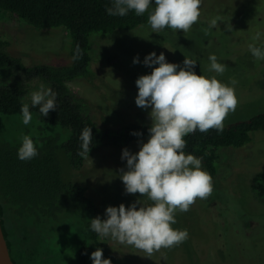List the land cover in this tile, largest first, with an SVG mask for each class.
Instances as JSON below:
<instances>
[{
  "label": "rangeland",
  "instance_id": "374dc122",
  "mask_svg": "<svg viewBox=\"0 0 264 264\" xmlns=\"http://www.w3.org/2000/svg\"><path fill=\"white\" fill-rule=\"evenodd\" d=\"M154 5V0H152ZM222 17L218 26L208 35L202 29L209 21ZM225 23L231 24L229 31ZM148 23H140L129 29H116L111 33L92 32L89 78L76 77L67 82L75 92L88 102L91 118L101 128H120L130 122L151 123L150 107L142 109L135 103L138 88L136 79L150 74L152 67L143 61L147 54L163 53L166 62L183 67L185 57L196 61L193 71L197 75L216 77L222 83L234 87L237 98L235 111L224 122L249 117L264 110V60H256L248 49L257 31L261 39L256 46L264 47V0H201L200 18L190 31L173 32L164 29L151 32ZM0 39L4 48L18 56L26 65H65L71 62L72 40L64 26L36 28L9 11L0 10ZM210 54H215L226 71L219 75L209 70ZM138 57L139 63H133ZM179 70V69H178ZM235 80V85L231 81ZM31 79L26 83H31ZM31 91L45 88L46 81L34 80ZM32 121L24 125L31 134L38 132L35 126L37 113L31 111ZM22 115V114H21ZM19 115V116H21ZM223 122V123H224ZM65 140L70 130L61 125L51 127ZM12 135L13 132H7ZM27 133L25 132V134ZM146 139L127 145L104 144L89 154L83 165L73 171L74 180L86 186L99 213L106 219L108 206L127 208L140 200L150 204L140 194H128L120 179V170H127L122 150L135 153ZM217 173L212 179L213 191L207 199H197L187 212L176 213L177 229H186L188 239L177 247L161 249L151 258L126 244H120L110 236H100L103 258L111 264H264V202L251 187L254 173L264 171V130L250 132V139L239 147L224 146L216 151ZM140 205L137 204V207ZM75 221V220H74ZM57 241V240H56ZM52 243L55 259L50 264H92L91 249L86 257H79L78 238L65 234L61 242Z\"/></svg>",
  "mask_w": 264,
  "mask_h": 264
},
{
  "label": "trees",
  "instance_id": "16d2710c",
  "mask_svg": "<svg viewBox=\"0 0 264 264\" xmlns=\"http://www.w3.org/2000/svg\"><path fill=\"white\" fill-rule=\"evenodd\" d=\"M111 6L112 0H0V10L9 11L36 28L64 26L72 40L69 64L29 66L7 52L5 41L0 39V223L14 264H50V260L55 259L53 241L61 242L69 233L78 238L81 260L91 249L102 246L100 235L90 227L99 208L88 195L86 186L76 182L73 175L86 159L78 155L79 136L84 127L92 131L89 154L104 144L127 145L139 139L147 140L150 135L151 123L99 127L89 114L86 98L67 84L76 77L89 78L92 73V32L106 34L147 23L154 7L141 16L130 10L121 17L107 14L106 8ZM77 46L80 58L74 60ZM37 78L46 81V87L57 94V109L47 116H42L38 107L30 103L31 85H35ZM27 79H31V83H26ZM25 103L29 104L30 111L37 113L35 126L40 130L35 134H31L32 127L25 129L19 125L20 120L8 119H21L20 109ZM54 125L68 128L69 136L62 140L60 133L51 129ZM256 129L264 130V110L224 122L223 131L219 133L215 129L207 133L197 130L185 136L184 152L200 158L202 170L213 179L217 173V149L244 145L250 139V132ZM11 131L13 134L8 135ZM25 132L33 139L38 155L21 161L17 151ZM251 187L264 202V171L253 174Z\"/></svg>",
  "mask_w": 264,
  "mask_h": 264
},
{
  "label": "clouds",
  "instance_id": "9594fccd",
  "mask_svg": "<svg viewBox=\"0 0 264 264\" xmlns=\"http://www.w3.org/2000/svg\"><path fill=\"white\" fill-rule=\"evenodd\" d=\"M152 0H112L106 12L112 16H126L130 10L141 16L149 11ZM201 0H154L147 23L151 32L160 33L164 29L186 33L199 21ZM223 21L219 15L209 21L208 28L202 29L205 35ZM224 22V21H223ZM231 31V24L225 23ZM253 43L248 49L256 60H264V47L256 46L261 39L257 31L252 36ZM80 58L79 46L73 59ZM209 70L219 75L226 71V65L219 63L215 54H210ZM133 63H139L138 57ZM152 67L150 74L139 76L135 84L138 88L135 103L142 109L149 108L151 125L146 142L140 144L135 153L122 150L121 159L126 160L127 170H120L125 191L140 194L150 204L140 200L127 208L108 206L106 219H91V230L100 236L108 237L142 251L151 258L161 249H171L188 239L186 229H177L176 213L187 212L197 199H207L212 191V177L202 170V160L192 154H185V136L199 130L207 133L215 129L223 131L224 120L235 111L237 98L234 87L222 83L216 77L197 75L196 61L185 57L183 67L166 62L163 53L147 54L143 61ZM179 69V70H178ZM237 82L231 81L232 85ZM57 94L51 88L40 86L30 97L32 107H38L42 116L57 109ZM22 122L28 125L33 117L29 104L21 106ZM140 135L139 133H133ZM17 156L21 161L31 160L38 155L37 147L28 135L21 136ZM81 141L78 155L89 158L93 143L90 127H84L79 136ZM137 204L140 206L137 207ZM92 264H111L103 258L100 248L91 253Z\"/></svg>",
  "mask_w": 264,
  "mask_h": 264
},
{
  "label": "water",
  "instance_id": "95a60500",
  "mask_svg": "<svg viewBox=\"0 0 264 264\" xmlns=\"http://www.w3.org/2000/svg\"><path fill=\"white\" fill-rule=\"evenodd\" d=\"M0 264H14L0 223Z\"/></svg>",
  "mask_w": 264,
  "mask_h": 264
}]
</instances>
